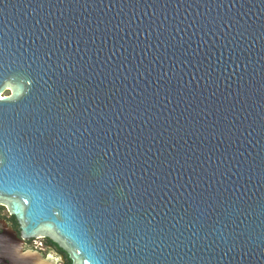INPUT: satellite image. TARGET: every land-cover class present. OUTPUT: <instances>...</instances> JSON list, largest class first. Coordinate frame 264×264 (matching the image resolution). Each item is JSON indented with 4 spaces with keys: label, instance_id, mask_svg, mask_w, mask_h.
<instances>
[{
    "label": "water",
    "instance_id": "water-1",
    "mask_svg": "<svg viewBox=\"0 0 264 264\" xmlns=\"http://www.w3.org/2000/svg\"><path fill=\"white\" fill-rule=\"evenodd\" d=\"M0 97L23 238L72 264H264V0H2Z\"/></svg>",
    "mask_w": 264,
    "mask_h": 264
},
{
    "label": "flooded vegetation",
    "instance_id": "flooded-vegetation-1",
    "mask_svg": "<svg viewBox=\"0 0 264 264\" xmlns=\"http://www.w3.org/2000/svg\"><path fill=\"white\" fill-rule=\"evenodd\" d=\"M0 264H72L67 252L48 237L23 238L19 223L0 204Z\"/></svg>",
    "mask_w": 264,
    "mask_h": 264
},
{
    "label": "rangeland",
    "instance_id": "rangeland-1",
    "mask_svg": "<svg viewBox=\"0 0 264 264\" xmlns=\"http://www.w3.org/2000/svg\"><path fill=\"white\" fill-rule=\"evenodd\" d=\"M9 93V91L8 90H5L1 95L3 96V95H7Z\"/></svg>",
    "mask_w": 264,
    "mask_h": 264
},
{
    "label": "snow or ice",
    "instance_id": "snow-or-ice-1",
    "mask_svg": "<svg viewBox=\"0 0 264 264\" xmlns=\"http://www.w3.org/2000/svg\"><path fill=\"white\" fill-rule=\"evenodd\" d=\"M0 2H2V0H0ZM5 97H0V99H4Z\"/></svg>",
    "mask_w": 264,
    "mask_h": 264
}]
</instances>
